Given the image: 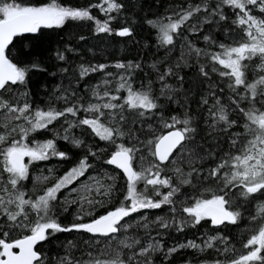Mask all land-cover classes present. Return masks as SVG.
Returning a JSON list of instances; mask_svg holds the SVG:
<instances>
[{
    "label": "snow or ice",
    "instance_id": "obj_1",
    "mask_svg": "<svg viewBox=\"0 0 264 264\" xmlns=\"http://www.w3.org/2000/svg\"><path fill=\"white\" fill-rule=\"evenodd\" d=\"M0 264H264V0H0Z\"/></svg>",
    "mask_w": 264,
    "mask_h": 264
},
{
    "label": "trees",
    "instance_id": "obj_2",
    "mask_svg": "<svg viewBox=\"0 0 264 264\" xmlns=\"http://www.w3.org/2000/svg\"><path fill=\"white\" fill-rule=\"evenodd\" d=\"M69 2L73 3V4H84L85 0H69ZM36 79V78H34Z\"/></svg>",
    "mask_w": 264,
    "mask_h": 264
}]
</instances>
